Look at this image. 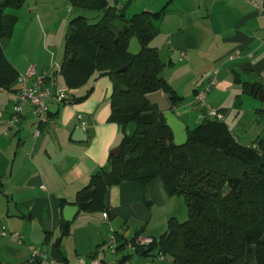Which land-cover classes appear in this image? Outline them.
Here are the masks:
<instances>
[{
	"label": "crops",
	"instance_id": "obj_1",
	"mask_svg": "<svg viewBox=\"0 0 264 264\" xmlns=\"http://www.w3.org/2000/svg\"><path fill=\"white\" fill-rule=\"evenodd\" d=\"M111 2L124 18L141 12L156 13L165 7L164 15L152 22L156 35L149 46L164 64L161 78L182 99L171 112L186 129L205 118L194 96L211 77L214 76L215 85L206 94L205 104L222 117L224 100L231 94L238 93L233 97L234 102L240 103L242 84L264 83V18L260 13L264 12V0H157L150 5H134L133 0ZM74 11L66 0H26L12 14L17 22L24 16V31L31 24L38 26L35 48L37 55H42L39 62L36 56L24 54L18 58L4 53L18 76L32 67L35 75L50 80L47 86L53 91H66L71 99L82 97L88 89L90 92L80 102H52L45 125L38 126L29 108L24 107L16 123L7 127L16 95L0 90V264H28L30 221L43 234H51L52 239L57 236L59 201L73 202L90 176L107 164L109 151L118 146L121 137L119 127L107 121L111 93L107 77L89 81L75 90L64 88L61 80L55 82L61 61L56 53L62 50L66 26ZM127 14L132 15L126 17ZM56 25L62 29L56 31ZM27 34L22 32V42L27 40ZM180 55L184 58L180 59ZM76 128L83 131L82 142L71 139ZM36 130L38 135L33 139ZM168 197L157 179L143 187L125 183L109 188L103 196L101 212H77L73 217L70 234L61 240L67 264L95 251V258L108 264L105 258L98 257L97 248L105 242L101 227L105 225L107 233L119 236L116 226L126 228L128 221L144 223L145 227L151 219L150 208L154 204L163 207ZM8 204L14 205L18 218L7 217ZM104 213L106 221L102 218ZM144 227L135 229L132 237L136 232V238L144 237ZM112 238L115 247L111 254H115L120 243ZM135 239L132 244L131 239L126 242L127 247H137ZM33 249L40 256L41 247ZM47 253L45 245V260L39 264H53Z\"/></svg>",
	"mask_w": 264,
	"mask_h": 264
},
{
	"label": "trees",
	"instance_id": "obj_2",
	"mask_svg": "<svg viewBox=\"0 0 264 264\" xmlns=\"http://www.w3.org/2000/svg\"><path fill=\"white\" fill-rule=\"evenodd\" d=\"M25 1L0 0V90L15 94L18 74L4 56L3 43L9 41L16 18L3 12L17 10ZM66 1L74 10L99 12L100 17L93 24L80 15L69 20L56 73L67 90L99 77L108 78L107 121L119 127L120 153L116 159L108 157L107 164L90 176L72 203L59 201L57 236L52 239L44 233L48 261L67 264L61 251V240L70 234L71 225L61 219L65 205L75 206L78 213H98L109 188L125 183L143 187L157 179L167 196L182 198L187 219L178 223L170 218L165 232L141 248L146 251L143 256L154 250L156 257H168L171 264H264V140L258 138L251 147H242L222 121L205 117L186 129L185 146L174 147L162 114L143 99L161 90L168 95L171 108L182 101L161 78L164 64L149 46L156 35L152 22L164 15L165 7L124 18L111 0ZM131 35L140 46L137 56L125 52ZM49 82L44 78L46 85ZM261 91L259 84L241 85V94L252 98ZM89 92L76 99L69 97L63 104L80 102ZM257 113L264 116V110ZM129 127L132 131L126 133ZM113 236L117 242L122 239ZM123 245L126 242L115 251ZM95 254L86 258L93 259ZM41 261L39 256L31 264Z\"/></svg>",
	"mask_w": 264,
	"mask_h": 264
},
{
	"label": "rangeland",
	"instance_id": "obj_3",
	"mask_svg": "<svg viewBox=\"0 0 264 264\" xmlns=\"http://www.w3.org/2000/svg\"><path fill=\"white\" fill-rule=\"evenodd\" d=\"M155 2H157V0H133L134 5L138 3H146L147 5H150ZM111 3L112 2H110V4ZM17 10L6 9L3 13L6 15L14 16L12 14ZM75 15L82 16L88 24L95 23L100 17L99 12L88 10H75L74 13L71 14V17H74ZM131 15L127 14L126 17H129ZM14 17L16 18V16ZM61 22L64 23V21ZM23 25L24 16L22 18H19L18 22L16 18V29L12 31L13 35L11 36L10 40L8 42L3 43V53L8 54L10 52L13 56L18 58H21L24 54L36 56L37 60L40 62L42 61V55H37L38 52L35 48L36 42L34 40L35 36H37L38 26L31 24L30 26H28L26 31H24ZM48 28L49 27H45V30H47ZM54 29L58 31L62 28L59 25H56ZM22 32L28 33L27 40L24 42H22V40L20 39ZM61 53L62 50L59 53L57 52L56 55L59 54V57H62ZM55 82L60 83L59 76L55 77ZM261 90H264V83L261 84ZM235 94L238 93L231 94L228 99L224 100L225 104H223L222 106V111L224 114L222 117V122L224 123L230 134L233 136L236 143H238L242 147H250L255 144V141L258 138L264 140V116L257 113V110L259 108L261 110H264V105H262L256 98L249 97L245 94H242V96H240V103L239 100L234 102L233 95ZM239 95H241V92ZM236 98L237 97H235V99ZM188 123L192 122L189 121ZM189 125L190 128L193 127V124ZM127 131L131 132L132 127H129ZM112 149L113 148H111V150ZM168 198H170L169 201L163 207L159 206L158 204H154V206L150 208L151 219L147 226L144 227V223L135 224V222L133 221H128L127 223H125L126 228L124 227L120 229V225L116 226L115 231L119 232L120 236L122 237V239H120L118 243L123 244L124 241L129 243V240L131 239L135 229L139 230L140 227H144L145 238H148L150 240L157 239L159 235L165 232L166 221L171 217L174 218L175 221H177L178 223L184 222L187 219V215L182 198L179 196H171ZM101 229L104 232L103 241L105 242L103 244L100 243L101 247L97 248V251L98 257L100 259L105 258L104 261L106 263L171 264L168 257H156V252L154 250L150 252L147 256H141L138 254L137 251H135L132 245L130 246L131 248L127 247V245H123V247L119 249L117 253L111 254V250L108 247V242L113 237V234L111 235V233H107V226L105 225L102 226ZM149 235H151L153 238H150Z\"/></svg>",
	"mask_w": 264,
	"mask_h": 264
},
{
	"label": "built area",
	"instance_id": "obj_4",
	"mask_svg": "<svg viewBox=\"0 0 264 264\" xmlns=\"http://www.w3.org/2000/svg\"><path fill=\"white\" fill-rule=\"evenodd\" d=\"M264 18V12H260ZM184 57L180 55V59ZM230 58V57H229ZM43 76H37L34 73L32 67H27L24 74L17 76V92L16 101L12 107L11 116L6 122V126L9 127L13 123H16L17 117L20 114L22 108L28 107L30 110V115L34 118L37 125H45L49 118V106L50 104L56 103L58 105L63 104L69 99V95L66 91H53L49 86L44 83ZM215 85L214 76L209 79V81L203 86L201 90H198L194 96L195 104L198 108L203 110V114L206 118L215 120L218 122L222 121V116L219 112L212 110L205 104V96ZM38 135V131H34L32 138L35 139ZM104 221L107 220V215L102 214ZM12 237L20 240L16 234H12ZM152 240L145 237H138L135 239L134 243L139 248H145L151 244ZM111 249V253L114 252V240L111 238L108 242ZM29 259L28 264H31L35 258L39 257L38 253L33 249V246H29ZM72 264H102V262L97 259H87L78 258Z\"/></svg>",
	"mask_w": 264,
	"mask_h": 264
},
{
	"label": "water",
	"instance_id": "obj_5",
	"mask_svg": "<svg viewBox=\"0 0 264 264\" xmlns=\"http://www.w3.org/2000/svg\"><path fill=\"white\" fill-rule=\"evenodd\" d=\"M126 54L131 56H137L140 53V46L136 40V38L131 35L125 50ZM122 71V69L118 70ZM145 102L157 108V111L162 114V118L164 120V125L169 129L172 136V145L174 147H183L186 144V128L182 122H180L171 112V102L167 94L158 90L156 92L146 94L143 96ZM256 99L264 105V92H259L256 96ZM126 133L128 131L126 130ZM83 131L80 128H76L72 132L71 139L75 142H82L84 140ZM120 150L118 147L113 148L109 151L108 155L116 159L118 158ZM7 209V217L18 218L19 215L16 213L14 205L8 204L6 206ZM78 212L77 208L73 205H65L61 210V219L66 223H71L73 217ZM28 241L32 246H40L41 254L40 258L45 260V236L40 231L38 226L34 221L29 222V234ZM138 254L143 256L146 251L142 249L137 250Z\"/></svg>",
	"mask_w": 264,
	"mask_h": 264
}]
</instances>
